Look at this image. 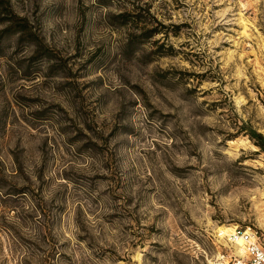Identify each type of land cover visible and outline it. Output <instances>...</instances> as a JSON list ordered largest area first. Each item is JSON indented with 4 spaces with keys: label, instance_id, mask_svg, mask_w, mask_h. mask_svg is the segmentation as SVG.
<instances>
[{
    "label": "rangeland",
    "instance_id": "obj_1",
    "mask_svg": "<svg viewBox=\"0 0 264 264\" xmlns=\"http://www.w3.org/2000/svg\"><path fill=\"white\" fill-rule=\"evenodd\" d=\"M96 2L102 7H108L112 0H96ZM30 3L31 0H0V30L13 23L9 20L12 16L21 18L22 20L16 22L25 26V30L20 33L18 39H13L16 33L0 34V45L5 42L8 47L15 45L17 52L23 50L26 42L35 45L34 49H29L31 54L23 60H13L11 56H6L3 47L0 46V97L3 98L0 102V235L7 237L6 240L0 241V249L5 243L10 242L12 249L10 254H16L21 249L33 255L37 252L43 253V259L38 261V264H75L74 254L71 251L72 240L65 239L61 243L65 234L58 231L59 228L66 227L70 229L68 236H74L80 245L87 247L93 261H100L103 264L105 257L110 258L116 253L112 248L105 249L95 244L85 224L86 216L98 214L100 223L97 227L101 229L102 234L104 225L113 231L118 228L125 232L131 231L133 226L140 227L141 218L147 219V216L142 217L141 208L146 207L147 202L157 195V187L149 178L147 186H142L138 193V198L128 195V185L132 182V177L128 173L135 171L136 164L132 154L123 149L121 150L122 159L118 164L114 156V148L110 146V142L117 147L121 142L128 143V141H121L119 137L113 139L120 127V116L126 112L127 105L121 102L119 110L111 117L105 115L107 97L104 81L114 61H109L103 46H98L86 53L81 40L87 25V18L83 11H80L78 16L71 17L76 27L72 33L71 43L64 45L55 35H49L42 28L38 6L32 11V16L35 17L34 22L31 24L28 22L27 10ZM127 4L134 12H140L149 27L159 30L160 33L156 35H162L163 38V42L151 41L150 38L143 43L147 44L151 41V50L144 53L142 64L145 69L149 64L154 67L151 73L145 74L144 80L136 85L133 91L144 102L148 120L157 121L159 136L167 138L168 123L174 117L171 113L168 116L163 114L159 117L154 116L157 109L148 100L150 92L164 104L168 103L169 96H179L180 99L189 103L191 111L192 106L195 105V97L204 83L219 84L222 88L228 82L220 83L222 77H218L211 68L207 72H196L176 66L179 59L192 68L203 67L204 57L191 50L192 38L196 36L193 23L184 21L179 24H165L160 18H173L170 6L164 0H161L158 6L157 0H145L143 3L140 0H127ZM116 6L120 9L119 12L130 10L119 2ZM154 7H157L159 17L153 13ZM187 7L181 0H172L171 10L180 12L181 16ZM61 10L60 6L54 4L52 13L56 15ZM257 27L260 33L264 34V27L259 25ZM107 28L116 32L117 36H120L123 30V34L127 37L130 31L126 26H111L108 22ZM215 30L221 29L218 27ZM182 33L185 40L177 50L173 44L169 43V40L170 37L179 39ZM232 35L236 38L235 33ZM236 39V44L224 42L215 48V52L220 53L224 49H230L234 53L230 69L240 64L247 69L248 86L257 94L256 99L264 105V96L260 95L261 89L258 83L259 77L264 76V72L259 73V76L256 74V69L264 68V56H261L258 50L253 52V49H257L254 41L247 38ZM248 44L252 45L251 49L248 48ZM169 46L173 47L174 54H162ZM130 48L131 46L126 44L122 46L123 58L131 55ZM44 57H47V60L42 65L38 64V61ZM216 59L219 60L220 57ZM158 61H167L168 68H161ZM208 63L212 64L216 61L209 60ZM216 71H220L219 63L216 64ZM37 80L39 83H35ZM253 81L257 82L253 84ZM243 83L241 81L240 91L244 92L247 98V90L243 87ZM189 84L192 86L188 87ZM210 94L211 89L203 92L202 104L194 109L195 114L213 115L219 110V115L224 116V109L228 105L227 98L222 92H218L221 98L209 103L207 97ZM128 103L134 106L137 102L129 100ZM248 106L252 107L249 122L241 124L239 130H234L228 139L246 132L256 143H263L252 134L253 131L256 132L251 127V120L256 118L257 111L254 101L249 99ZM228 119L231 122V116ZM257 123L260 121L257 120ZM177 136L184 138L183 133H174L172 134L174 141ZM261 136L264 140V135ZM175 146L174 143L173 147ZM256 146L264 152L258 145ZM155 150H161L159 142L155 144ZM258 155L259 153H255L253 157H241V160L254 159ZM85 156L96 161L97 167L92 169L95 175L84 177L64 167L65 164ZM149 161L151 163V157ZM100 168L107 175H101L98 170ZM251 171L264 175V169ZM49 173L51 175L45 179ZM32 174L37 176V181L34 182L31 179ZM172 175L180 181V185L169 182L171 191L168 189H162V191L167 206L175 210L179 204L180 193L182 192L184 196L189 195L187 189L181 187L189 177L183 170H172ZM234 179L233 187L251 186L252 177L244 167L235 168ZM59 180L70 184L74 191L70 193L67 184L60 185L57 183ZM241 180L244 181L243 184ZM97 181L100 183L98 184ZM156 183L159 185V181ZM177 188L179 191L176 190ZM45 192L50 194V201L44 200ZM195 192L196 188L193 185V193ZM207 192L212 197L209 201L210 205L216 207L217 195L226 194V189L221 187L214 194L209 188ZM259 199L257 197L256 201ZM133 204H135L134 208ZM103 208L109 211L104 213ZM247 209L254 213L252 220L239 223L242 227L246 225L256 228L255 223L264 220V204L256 203L253 207V203H249ZM241 211L246 210L242 208ZM149 214L153 219V223L146 228L149 237L156 235L164 236L166 239L171 238L175 245L172 251V260L175 264H191L195 257L183 250L182 238L171 233L165 234L163 229L156 228L155 223L163 222L165 213L152 209L149 210ZM174 214L178 217L174 226L178 232L183 233V237L188 240L195 239L201 247H204L200 238L188 230L195 227L191 213L180 208ZM212 219L215 220L216 217L213 216ZM125 220H132V224H125ZM221 223L223 224V221ZM33 228L36 231V240L31 239L24 232L25 229L31 231ZM135 234L133 232V235ZM139 238L143 239L142 236ZM131 246L135 248L137 245L133 242ZM152 247L158 250L163 248L159 242H154ZM118 259L125 261V264H130L125 257H118ZM200 259L203 260L204 257L201 256ZM0 264H8L7 258L0 261ZM17 264H32V261L25 257L22 262L18 260ZM196 264H199L198 260Z\"/></svg>",
    "mask_w": 264,
    "mask_h": 264
},
{
    "label": "clouds",
    "instance_id": "obj_2",
    "mask_svg": "<svg viewBox=\"0 0 264 264\" xmlns=\"http://www.w3.org/2000/svg\"><path fill=\"white\" fill-rule=\"evenodd\" d=\"M123 4L125 7L130 6L127 0H112L108 7H102L97 4L96 0H31L27 10V19L31 24L35 17L32 11L36 6L39 7V20L42 28L49 33L55 35L62 44L71 43L72 33L76 25L71 17L79 15L83 11L87 18V25L84 34L81 37L85 46L86 53L93 51L98 46H103L104 52L107 54L109 61L112 62V69L106 74L104 81V90L107 97V108L104 109L105 115L111 117L119 110V103L127 105V110L120 116L119 129L117 137L121 141L119 147L112 145L114 148V156L117 163L120 164L122 159L121 150L130 152L136 164L134 172H129L132 182L128 185V195L132 198H138L142 186L146 187L148 179L151 178L153 185L157 187V195L151 198L146 207L141 208V214L147 216V219L141 218L140 227L133 226L131 231L125 232L122 229L113 231L107 225H104L103 234L97 224L100 221L97 215L86 216L85 224L95 240V244L105 249L112 248L116 253L115 256L105 257L103 264H125L118 257H125L130 264H175L172 260V251L175 249L173 240L164 236L152 235L149 237L146 228L153 223L152 215L149 210H158L165 213L163 222H156L157 229H163L165 234L179 235L183 244V250L190 253L195 260L191 264H248L252 259L250 253H255L253 264H262L264 262V252L259 251L258 240L264 239V220L255 223L260 230L259 237L257 232L252 228L241 226L239 222L252 220L254 213L247 209L249 203L264 204V175L258 172H252L253 169H264V152L256 146V142L249 138V135L241 133L233 139L228 136L234 130L238 131L241 124H247L252 114V107L248 106V101H254L256 108V118L251 120V127L257 133L264 135V105L256 99V93L248 86L249 77L247 69L242 65H236L230 69V64L234 53L230 49H224L220 53L215 52V48L222 43L236 44V38H247L257 44V49L261 56H264V34L260 33L259 28L264 27V0H181L188 7L183 10V16L180 12L172 11V0H164L170 6L172 19L163 18L165 24H179L184 21L193 23V31L196 36L192 38V51L200 53L204 57V66L192 68L183 60L176 62V66L188 71L207 72L212 69L218 77H222L220 83L227 81L221 88L219 84L204 83L195 97V105L190 111L189 103L179 96H169L168 103L158 101L153 93L148 94V100L157 109L154 113L155 117L168 116L172 114L174 119H170L167 127V138H161L157 132L158 123L154 119L148 120V112L144 107L141 97L137 96L133 88L140 84L146 73H151L154 65L149 64L145 69L142 64V57L146 51H150L151 41L161 40L162 35H154L151 41L132 50L130 56L123 58L122 46L127 43V37L121 30V35L117 36L116 32H112L107 28L109 13H118L120 9L117 3ZM141 3L145 0H140ZM161 0H157V6ZM60 6L61 12L53 15V5ZM131 10V9H130ZM153 13L160 16L157 7L152 9ZM23 15V14H22ZM238 26V27H236ZM220 28V31L215 29ZM129 30L135 35L141 34V29L133 27L130 23ZM211 33V37H209ZM236 34V38L232 35ZM20 33H16L13 39H18ZM185 37L183 33L180 38L170 37L169 43L173 44L177 50L184 43ZM4 49L6 56H11L13 60H23L31 53L29 49L35 48L27 42L23 46V50L17 52L16 46L8 47L5 42L0 45ZM251 49L252 45L248 44ZM220 57L219 60L216 58ZM47 60L44 57L38 64H43ZM213 60L216 63L209 64L208 61ZM51 63V61H49ZM161 68H168L167 61H158ZM220 64V71H216V64ZM264 72V68L256 69V74ZM115 73H118L117 76ZM39 76V74H37ZM59 79V78H57ZM123 81V83H122ZM232 81H235L234 83ZM241 81L243 87L247 90V98L241 90ZM257 81H253L255 84ZM39 83V80L35 81ZM260 84V95L264 96V76L258 79ZM192 85L189 84L188 87ZM211 89V94L207 97L209 103L212 100L220 99L217 94L222 92L227 98L228 105L224 109V116L219 115V110L213 115H197L194 112L196 107H200L203 100V92ZM0 97V102H2ZM129 100L136 101L133 106L128 103ZM231 116V122L229 121ZM257 120L260 123H257ZM234 122V123H233ZM183 133V139L179 136L172 138L174 133ZM222 133V134H221ZM159 142L161 150H155V144ZM175 143V147L173 144ZM195 153V154H193ZM259 153L254 159H244L241 157H253V154ZM151 157V163L149 161ZM239 162V163H238ZM35 167V165H34ZM70 171L81 174L84 177L95 175L92 171L97 167L96 161L90 157H83L65 164ZM237 167H244L249 171L252 177L251 186L233 187L235 183L234 170ZM101 175H107L102 169H98ZM172 170H183L189 177L183 182L181 187L186 188L188 196L180 193L178 207L173 210L167 206L164 200L162 189H169V182L180 185V181L172 175ZM47 174L45 179L48 178ZM207 177V179H205ZM31 179L37 181V176L32 174ZM159 181V185H157ZM60 185L67 182L59 180ZM99 184L100 182L97 181ZM243 184L244 181L241 180ZM193 185L196 192L193 193ZM70 193L74 191L70 184H67ZM224 187L226 194L217 195L215 199L216 207L210 205L212 199L208 195L207 189H211L215 194ZM179 191V188L176 189ZM44 200L50 201V194L45 192ZM259 197V201L256 198ZM175 199V197H174ZM243 201V203H242ZM59 203V202H58ZM74 207V204H72ZM135 207V204L132 205ZM183 208L191 213V218L195 221V227L189 228L201 240L204 247L197 243L195 239L188 240L183 237V233H179L174 227L178 217L174 214ZM246 211H241V209ZM194 209V211H193ZM102 211L107 213L109 209L103 208ZM216 219L213 220L212 217ZM183 217V213H181ZM223 221V224L221 223ZM125 224H132V220H125ZM58 231H62L65 235L61 239V243L65 239L72 240V253L75 264H101L100 261H93L91 252L87 247L80 245L75 237H69V228L62 227ZM78 231V229L76 230ZM25 234L31 239L36 240V231L33 228L24 230ZM133 232L136 234L133 235ZM143 237L140 239L139 237ZM6 235H0V241L6 240ZM39 242V241H37ZM136 243L133 248L132 243ZM154 242H159L163 246L162 249H154ZM141 245H143L141 247ZM43 247V245H41ZM167 249V251H165ZM207 249V251L205 250ZM12 251L11 243H5L0 249V261L7 258L8 264H17V261H23L25 257L32 261V264H38L43 259V253L37 252L33 255L29 251L21 249L16 254H10ZM221 251L225 254L221 255ZM211 253V259H209ZM204 259L201 260L200 257ZM155 258V259H153Z\"/></svg>",
    "mask_w": 264,
    "mask_h": 264
},
{
    "label": "trees",
    "instance_id": "obj_3",
    "mask_svg": "<svg viewBox=\"0 0 264 264\" xmlns=\"http://www.w3.org/2000/svg\"><path fill=\"white\" fill-rule=\"evenodd\" d=\"M149 13L148 10H145ZM21 18L12 16L10 17V25H7L5 28L0 30V34H10V33H22L25 30V26L16 22ZM22 20V19H21ZM142 22V23H141ZM132 24L133 27L141 29V34L139 36L135 35L131 31L127 34V43L131 48L129 52H132L133 49L138 48L140 44H143L146 40L152 38L154 35L160 33L155 27H149L147 21L143 20V17L140 12H134V10H125L118 13H109L108 24L111 26H126ZM141 23V25H139ZM173 47L169 46L162 54L173 55ZM253 136L259 138L263 143H256L261 149L264 150V140L259 133L252 132Z\"/></svg>",
    "mask_w": 264,
    "mask_h": 264
},
{
    "label": "built area",
    "instance_id": "obj_4",
    "mask_svg": "<svg viewBox=\"0 0 264 264\" xmlns=\"http://www.w3.org/2000/svg\"><path fill=\"white\" fill-rule=\"evenodd\" d=\"M247 227L252 228L253 231H256V232H257V236L259 237L260 232H259V230H258L257 228H255V227H251V226H247ZM258 244H259V251L264 252V239H260V240H258ZM220 254H221V255H224L225 253H224L223 251H221ZM250 256L252 257V259H250V260L248 261V264H253V261H254V259L256 258V257H255V253H254V252L250 253ZM208 258L211 259V254L209 255ZM230 264H231V262H230ZM262 264H264V262H262Z\"/></svg>",
    "mask_w": 264,
    "mask_h": 264
}]
</instances>
